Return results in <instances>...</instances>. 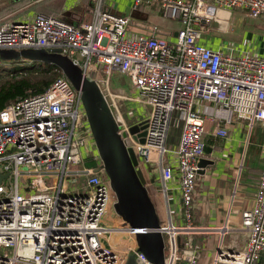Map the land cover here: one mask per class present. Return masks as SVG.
<instances>
[{"label":"built area","instance_id":"built-area-1","mask_svg":"<svg viewBox=\"0 0 264 264\" xmlns=\"http://www.w3.org/2000/svg\"><path fill=\"white\" fill-rule=\"evenodd\" d=\"M143 2L135 0V8ZM148 3L159 4L164 18L179 21L172 41L144 35L128 39L130 19L104 12L99 0L93 21L78 28L44 16L27 23H0V50L57 49L88 78L98 69L108 75L105 91L113 102L118 132L126 134L127 148L133 151L136 169L143 173L158 210L167 203L166 191L152 186L145 165L159 166L163 186L171 182L173 170L163 166V159L170 124L175 118L181 123L175 156L183 226H174L167 214L159 232L168 236L164 251L170 257H165V264L181 259L197 264L190 238L191 213L198 162L206 144L204 122L194 106L212 107L209 121L216 125L214 136L223 140L230 125L244 122L252 128L256 122L264 123V58L235 57L225 49L203 46L199 40L203 33L226 32L230 11L245 12L252 20L264 19V0ZM77 53L82 61L75 58ZM113 72L125 75L136 95L111 93L108 86ZM116 100L144 108L147 117L128 124ZM80 114L78 126L85 128L81 135L87 140L75 138ZM133 125L144 129L131 135ZM88 140L95 148L80 94L65 78L0 111V177L6 176L0 185V264H125L130 254H135L139 264H150L136 251L135 235L144 230L101 225L115 197L97 154L92 167L82 166L81 149ZM68 174L75 177L67 185ZM241 229L246 240L242 250L219 254L215 264H258L264 253V171L253 207L242 214ZM114 233L124 237L122 252L107 238ZM180 234L189 236L181 250ZM2 250L10 252L2 254Z\"/></svg>","mask_w":264,"mask_h":264},{"label":"crops","instance_id":"crops-1","mask_svg":"<svg viewBox=\"0 0 264 264\" xmlns=\"http://www.w3.org/2000/svg\"><path fill=\"white\" fill-rule=\"evenodd\" d=\"M101 1L104 12L130 19L128 39L144 35L172 41L180 28L178 20L164 18L159 4H149L148 0H144L136 8L135 0ZM98 3L99 0H0V23L7 21L27 23L38 16H44L78 28L93 21ZM245 16L248 21H252L249 31L252 38L248 40V44L250 42L252 47L255 44V53L246 54L264 58V19L252 20L246 13ZM217 33L219 32L211 34ZM228 33L226 34L230 35L228 39L225 34L220 33L219 37L213 38V43H210L208 36L206 39L201 37L199 43L214 50L225 49L227 42L224 39L229 43L231 40V32ZM194 110L204 122L206 147L201 160L207 165L203 173L197 177L191 213L193 231L190 238L191 245L198 254L197 264H215L219 254H237L245 245L241 217L245 211L253 207L258 182L264 171V123L255 124L252 128L246 127L244 122L230 125L227 127V138L223 140L214 136L216 125L209 121L213 113L212 107L196 104ZM176 127L177 132L172 136L169 128L167 154L163 159V166H170L173 170L171 182L163 186L158 165H145V168L150 182L151 177L156 179L151 183L152 186L158 191L164 187L166 191L167 203L164 208L159 207V217L165 223L168 214L172 224L179 228L183 223L175 151L182 125ZM86 144L88 153L85 155L81 152L82 166L88 160H95L97 154L90 140ZM147 189L150 192L148 187ZM113 222L118 224L120 220L111 218L107 226L113 227L115 225ZM112 235L119 237L116 243L119 251H124L126 248L124 244L122 245L124 237L117 233ZM187 239H189L187 234H180L177 237L180 250ZM177 264L185 262L181 259ZM258 264H264V253L260 256Z\"/></svg>","mask_w":264,"mask_h":264},{"label":"water","instance_id":"water-1","mask_svg":"<svg viewBox=\"0 0 264 264\" xmlns=\"http://www.w3.org/2000/svg\"><path fill=\"white\" fill-rule=\"evenodd\" d=\"M20 60L55 66L80 94L101 168L115 197L112 208L128 228L144 230V233L135 235L137 253L142 254L150 264H165L164 241L159 232L161 218L148 192L143 173L136 169L137 159L133 151L127 148L129 142L125 140L126 134L118 132L114 108L105 91V81L89 79L79 66L57 49L0 50L1 62ZM143 129L142 125H133L129 133L132 135ZM144 135L141 133L142 137ZM206 165L205 161L199 160L197 177L203 173ZM5 178L0 177V185ZM125 264H139L135 254L128 255Z\"/></svg>","mask_w":264,"mask_h":264},{"label":"rangeland","instance_id":"rangeland-1","mask_svg":"<svg viewBox=\"0 0 264 264\" xmlns=\"http://www.w3.org/2000/svg\"><path fill=\"white\" fill-rule=\"evenodd\" d=\"M249 19H251V18H249ZM251 22L252 21H248L247 17L245 16V13L238 11V10L230 11V17L228 19V23H229L228 30H226V32L222 33V34L226 35L228 32H229L228 34H230V32H231L230 43L227 40L230 37V35H226L227 39H224L227 42V45L225 48V49H227V51H225V52H228V53L232 52V54L235 57L246 54V52L251 53V54H252V52L255 53V51H254L255 44L253 45V47L251 46L250 42L248 44V40L252 38V37H250V33H249ZM211 35L208 33H203L202 38L205 37V39H206V36H208L210 43H213V38L219 37L220 33H217V35H212L213 37ZM221 39H223V36ZM216 41H218V40H216ZM217 43H219V42H217ZM75 58L78 61H82V59L78 53L76 54ZM91 68L95 72V67L93 65H91ZM105 77L107 78L108 75L105 72H103L102 69H98L96 71L95 75H92L93 80H99V81H102V80L104 81ZM108 88H109V91L111 93H114L116 95H123V94H125L127 96L136 95V92H133L132 86L130 85L129 80L126 78V76L122 75L118 72H113L111 74V82H110ZM106 94H107V91H106ZM111 103L113 106L112 101H111ZM115 105L118 108L119 112L124 116V118L128 124H133L134 122L137 123V122L141 121V119L145 120V118L147 117L145 115L144 108H140L134 104H131V103L126 104L125 101L116 100ZM113 108H114V106H113ZM128 113L130 116L128 115ZM128 116L130 117V119ZM80 120H81V114H80V117H79L78 122H77L76 130H75V138H82V139L87 140L85 135H81L82 132L85 130V128L83 127V129H79L78 125L80 124ZM258 123L260 124L262 122H256L255 124H258ZM177 125H181V123L177 122L176 118H175L172 121V123L170 124L171 136L173 135V133L177 132V127H176ZM81 152L84 153L85 155H87V153H88L87 144H85V146L81 149ZM74 177L75 176H72L70 174L66 175L65 176V183L68 185L69 181L72 180ZM147 178H150V177L147 176ZM151 181L155 182L156 179L151 177ZM31 193H36V191H32ZM111 218H116V219L120 220V223H118V224H115L113 222L115 224L113 227L125 228L126 225H124L123 222L121 221V219L115 214L112 207L110 209H108V211L102 217L101 225L107 226L108 222L111 220ZM107 238H109L110 241H113V242H114V240H115V242L119 241V240H117V239H119V237H115L113 235L110 236L109 234H107ZM163 241L165 243V246H168V236L166 234L163 235ZM104 243H105V241H104ZM106 245H108V244L106 243ZM5 252L9 253L10 250H6V251L2 250L1 251L2 254H4ZM178 254H179V256H181L180 251L178 252ZM165 257L167 259H169L170 254L166 253Z\"/></svg>","mask_w":264,"mask_h":264},{"label":"trees","instance_id":"trees-1","mask_svg":"<svg viewBox=\"0 0 264 264\" xmlns=\"http://www.w3.org/2000/svg\"><path fill=\"white\" fill-rule=\"evenodd\" d=\"M61 78H64L62 72L53 65L26 60L0 61V111L20 99L43 93ZM94 164L95 161L88 160L83 167L88 169Z\"/></svg>","mask_w":264,"mask_h":264},{"label":"clouds","instance_id":"clouds-1","mask_svg":"<svg viewBox=\"0 0 264 264\" xmlns=\"http://www.w3.org/2000/svg\"><path fill=\"white\" fill-rule=\"evenodd\" d=\"M90 79V78H89ZM91 80H93V79H91Z\"/></svg>","mask_w":264,"mask_h":264}]
</instances>
